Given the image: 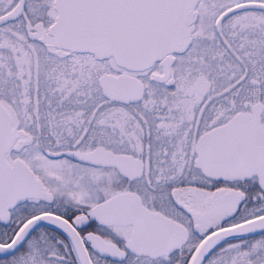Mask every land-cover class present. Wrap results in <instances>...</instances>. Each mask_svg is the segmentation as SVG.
I'll use <instances>...</instances> for the list:
<instances>
[{
    "label": "snow or ice",
    "instance_id": "obj_1",
    "mask_svg": "<svg viewBox=\"0 0 264 264\" xmlns=\"http://www.w3.org/2000/svg\"><path fill=\"white\" fill-rule=\"evenodd\" d=\"M0 264H264V0H0Z\"/></svg>",
    "mask_w": 264,
    "mask_h": 264
}]
</instances>
